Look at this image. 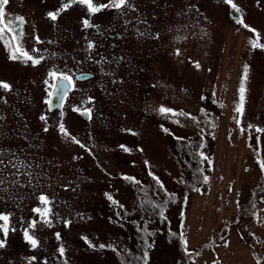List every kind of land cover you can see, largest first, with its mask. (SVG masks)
Segmentation results:
<instances>
[{
  "label": "rangeland",
  "instance_id": "obj_1",
  "mask_svg": "<svg viewBox=\"0 0 264 264\" xmlns=\"http://www.w3.org/2000/svg\"><path fill=\"white\" fill-rule=\"evenodd\" d=\"M10 1L14 7L22 2ZM128 2L134 9L118 10L117 21L115 10L107 8L103 16L126 33L117 43L129 57L127 66L112 78L106 76L115 69L111 63L102 67L104 74L95 68L100 77L87 82L83 94L72 93L67 116L23 117L22 156L31 171L15 194L0 197V213H10L8 236L0 231L6 240L0 264H144L145 250L148 264H264V132L256 131L264 129V49L250 44L253 28L264 44V0H232L239 12L225 0ZM33 20L39 29L31 25L29 37L38 34L42 45L53 34L55 45H79L57 29L79 32L78 11L53 26L41 16ZM68 50L82 54V48ZM100 51L109 52L95 53ZM84 102L91 119L74 110ZM161 106L185 115L162 114ZM61 122L84 147L60 133ZM190 144L199 157H190ZM41 195L50 203L43 204ZM37 207L51 209L50 225L33 211ZM25 229L38 240L36 248L24 239Z\"/></svg>",
  "mask_w": 264,
  "mask_h": 264
},
{
  "label": "flooded vegetation",
  "instance_id": "obj_2",
  "mask_svg": "<svg viewBox=\"0 0 264 264\" xmlns=\"http://www.w3.org/2000/svg\"><path fill=\"white\" fill-rule=\"evenodd\" d=\"M20 1L23 2L25 0ZM98 1L93 0L97 5L109 3V0H105L106 2ZM158 1L154 0L155 3ZM22 2L20 7H14L9 0L8 4L4 6V16L0 18L3 21V23H0V28L11 22L15 30L14 32H9L5 28L2 34L4 44L0 48L1 52L3 51L4 53V58L0 59V81L7 82L12 86L10 92L0 89V151L4 154L0 157L3 160V164H0V169H3L0 171V179L7 178L4 184H0V197L15 194L17 184H20L22 176L25 173L30 174L28 171H31V168H28V162L22 156V131L19 129L22 128L23 117L69 115L72 110H70L68 102L71 100L72 93L80 92L81 89L83 94V88L86 87V83L100 77V74L94 71L95 68L99 67L103 72V68H106L108 63H111L115 69L108 70L106 76L112 78L113 74L120 68L127 66L125 58L129 59L127 54L124 57L123 54L119 53L120 45L117 43L120 39H124L126 33H118L117 30H114L112 24L114 21L110 22L109 26L108 21L103 19L105 9L95 15H90L86 6L78 3L73 4L66 12L71 10L78 11L81 20L88 18L93 27L84 28L81 21L82 28L79 32L76 30L63 31V29L57 28L68 36V40L65 41L79 43L75 47L65 43L55 45V34L51 37L44 36L43 40L46 44L42 45V39L38 34L29 37L31 25L34 24V30L39 29L33 18L41 16L43 20L46 19L48 24L53 26L56 20L53 21L48 17L47 13L49 11H57L63 3H68L69 0H28L25 4ZM130 8L133 9L132 7ZM109 10L111 12L113 10L116 11L113 18L117 21L118 10L113 8H109ZM66 12L61 13L60 16L63 17ZM20 16L24 17V23L16 19ZM59 17L57 20H59ZM131 21V19L125 20V28L129 27ZM141 21L144 20L141 19ZM14 35L18 38V42L13 39ZM37 37H39V42L36 39ZM6 42L11 43L13 46L19 44L34 58L38 59L43 56L44 59L38 65H33L31 61L25 63L23 58L12 60L10 59L11 53L6 46ZM90 42L95 45L92 49L88 48ZM50 48L60 49L50 50ZM68 48H82V54L78 56L68 50ZM100 48H107L109 52L105 54L101 51L95 53V50ZM8 69H14L16 73L8 75ZM35 69L39 70L40 76H36V73H34ZM53 69L67 72L73 77L72 84L68 87L61 100L59 95H55L53 99L54 95L49 94L53 91L51 85L56 82L48 76V73ZM82 74L86 78H80ZM45 80H48L49 83L45 84ZM106 84L107 82L104 85ZM49 100L51 104L46 103ZM83 105L85 108H81L79 111L76 110L77 113L83 111L85 116H89L85 112L87 107L85 102ZM6 137L14 138L15 140L6 141ZM13 165L18 167H13ZM17 172L19 174H16ZM12 180H17L19 183L12 184Z\"/></svg>",
  "mask_w": 264,
  "mask_h": 264
},
{
  "label": "snow or ice",
  "instance_id": "obj_3",
  "mask_svg": "<svg viewBox=\"0 0 264 264\" xmlns=\"http://www.w3.org/2000/svg\"><path fill=\"white\" fill-rule=\"evenodd\" d=\"M8 2H9V0H0V18H2L4 16V6L7 5ZM76 3L86 6L87 12L90 15H95L96 13H99L102 10L107 9V8H113V9H116V10H121L124 7L127 6V7H132L134 9V5L129 4L128 0H109V3L99 4V5L95 4L93 2V0H69L68 3H63L61 5V7L57 11H49L47 13V15L53 21H55V20H57V18L60 16L61 13L66 12L73 4H76ZM225 3L230 4L232 6V8L235 9L237 12L240 11V9L237 7V5L235 3L232 2V0H225ZM16 19L20 20L21 23H24V17L20 16V17H17ZM0 23H3V21L0 20ZM238 23L243 24L244 21L243 20H239ZM82 24H83L84 28L93 27V25L90 23L88 18L83 19L82 20ZM244 26L246 28L248 27V25H246V24ZM5 28H7V30L9 32H14L15 31L14 28L12 27V23L9 22L3 28H0V39L3 38L2 34H3L4 30H5ZM250 31L256 33V39H253V40L250 41V44H251L252 48L253 49H256V48L264 49V44L259 43V35L260 34L257 32V30L253 28V29H250ZM13 39H16V38L13 37ZM36 39L39 42V37H37ZM6 46L9 48V51L11 53L10 59H12V60H18V59L23 58L25 63H27L28 61H31L33 65H38V64H40L41 60L44 59L43 56H41L38 59L34 58L26 50H24L19 44H16L15 46H13L11 43L6 42ZM93 47H95V45L90 42L88 44V48L92 49ZM177 54H179V50H177ZM196 67H199L198 63L196 64ZM48 76L52 80L56 81L54 84L51 85L53 91H51L49 94L50 95H59L61 97V99H63L64 94L66 93L68 87L73 82V77L71 75H69L67 72H61V71H58L56 69H53L52 71H50L48 73ZM247 77H248V65H245L244 66V80L245 81L247 80ZM80 78H86V77L83 76V74H82V76ZM44 83L48 84L49 81L45 80ZM0 89H3L5 91H7V92H10L12 90V86H11V84H9L7 82L0 81ZM245 91H246V89H245L244 83L242 82L241 86H240V89H239V92H240V104L238 105V107L236 109L238 112H242L243 111ZM91 99L92 98L90 97L89 100H91ZM46 103L51 104V101L50 100L46 101ZM74 110L79 111V109H74ZM85 112L89 115V119H91V109L87 108V109H85ZM159 112L162 113V114H164V113H172L173 115H185L184 113H176L174 109L166 108L164 106L160 107ZM40 119L46 121L47 117L46 116H41ZM192 119H195V117H192ZM249 127H251V126H249ZM48 130L49 129L47 127H45L43 129L44 132H47ZM59 131H60V133L62 135L69 137V139H71L72 142H74L76 144H80V141L78 139H76L75 137H72L70 135V133L67 131V129L65 127V124L63 122H61L59 124ZM164 131L167 132L168 130L164 129ZM256 131L257 132H264V129H261V128L257 127ZM80 146L84 147V145H82V144H80ZM121 147H124V146L122 145ZM3 155H4L3 152L0 151V157H2ZM200 155L203 157V153H200ZM204 159H207V157H204ZM10 163H11V161H10ZM145 163L147 164L148 162L145 161ZM209 163H211V161H209ZM0 164H3V160L2 159H0ZM260 166H261V168H264V161L260 162ZM13 167H18V166L17 165H13ZM2 170L3 169H0V171H2ZM16 174H19V173L17 172ZM149 174L153 176V179L155 180V182L159 185V187L161 189H163L164 185H163V182L160 181L159 177H156L151 172ZM123 178L125 180H130L132 182H135L137 184L139 183V181H136L135 177L124 176ZM6 179L7 178L0 179V184H4ZM204 180H205V182H207L208 177H204ZM11 183L12 184H17V183H19V181L12 180ZM5 191H7V189H5ZM106 195H107V198L110 201H112L113 204H118L119 203L118 201L114 200V198L111 195H109V194H106ZM39 199L45 205L50 203L48 198L46 196H44V195H41L39 197ZM165 203H166V201H165ZM120 207H123V205H120ZM153 207L154 208H160V205L154 204ZM33 211H35V212H37V213H39L41 215V218L44 221V223H47L49 225L51 224V220L47 219V217H48V215H49V213L51 211L50 208H45L42 211L41 208L37 207V208L33 209ZM159 215L162 216V217L164 216V210L162 208H160ZM9 220H10V213L9 214L0 213V221H3V223L0 224V231L3 232V235H4L5 238L8 236V233H9ZM70 224H71V221H65V225L66 226H70ZM35 226H36V221L33 220L31 222L30 227L31 228H35ZM13 231H14V229H13ZM149 235H151V234H149ZM56 238L57 239L61 238L60 237V233H56ZM24 239L31 245L32 248H36L38 246V243H39L38 240L33 235L29 234L28 229L24 230ZM82 239L90 247H95V245L92 244V242L88 239L87 236L82 237ZM181 240H182V242L184 244L185 251L187 252V244H188V242H187L186 238L183 236V234H181ZM5 246H6V240L5 239H0V248H3ZM108 246L111 247V245H108ZM99 247L100 248H104V247H106V245L100 244ZM147 247L151 248L152 245L151 244H147ZM58 251H59V254L61 256L65 255V248L63 247V245H61L59 247ZM148 256H149L148 251L145 250L143 252V256H142L144 264H148ZM32 259L35 260L36 257L33 256ZM65 264H67V261H65Z\"/></svg>",
  "mask_w": 264,
  "mask_h": 264
},
{
  "label": "trees",
  "instance_id": "obj_4",
  "mask_svg": "<svg viewBox=\"0 0 264 264\" xmlns=\"http://www.w3.org/2000/svg\"><path fill=\"white\" fill-rule=\"evenodd\" d=\"M188 150L190 151V157L191 158H196V156L198 155V157H199V154L197 153V151L196 150H193V146L190 144V148H188ZM196 153H197V155H196ZM197 157V158H198ZM149 197H147V199H148Z\"/></svg>",
  "mask_w": 264,
  "mask_h": 264
}]
</instances>
